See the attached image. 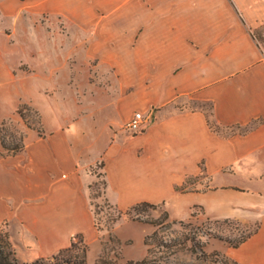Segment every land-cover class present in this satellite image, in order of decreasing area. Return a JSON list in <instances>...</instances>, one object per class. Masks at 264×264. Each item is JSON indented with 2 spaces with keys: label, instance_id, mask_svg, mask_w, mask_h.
I'll list each match as a JSON object with an SVG mask.
<instances>
[{
  "label": "crops",
  "instance_id": "1",
  "mask_svg": "<svg viewBox=\"0 0 264 264\" xmlns=\"http://www.w3.org/2000/svg\"><path fill=\"white\" fill-rule=\"evenodd\" d=\"M18 9L0 0V16ZM140 56L142 88L118 113L128 123L142 111L148 124L105 154L119 208L150 203L176 221L199 209L210 220L255 223L226 252L237 264H264V0L142 5ZM69 141L64 131L27 137L23 153L0 160V226H11L24 261L52 258L78 235L96 238Z\"/></svg>",
  "mask_w": 264,
  "mask_h": 264
},
{
  "label": "rangeland",
  "instance_id": "2",
  "mask_svg": "<svg viewBox=\"0 0 264 264\" xmlns=\"http://www.w3.org/2000/svg\"><path fill=\"white\" fill-rule=\"evenodd\" d=\"M170 1L3 0L19 9L0 16V158L23 153L27 137L69 134L97 235L92 242L76 236L65 255L84 256L85 264H237L227 248L256 229L210 220L199 209L185 221L170 219L162 205L121 210L110 188L106 151L130 134L118 103L142 88V5ZM114 16L124 22L114 25ZM0 231L18 262L32 263L20 257L11 226Z\"/></svg>",
  "mask_w": 264,
  "mask_h": 264
},
{
  "label": "trees",
  "instance_id": "3",
  "mask_svg": "<svg viewBox=\"0 0 264 264\" xmlns=\"http://www.w3.org/2000/svg\"><path fill=\"white\" fill-rule=\"evenodd\" d=\"M1 160V158H0ZM144 205H148V203H143ZM252 233L247 235L246 237H243L236 246L240 245L241 243L245 242ZM235 247V246H234ZM76 244H72V247L70 249H66L58 253L57 255H54L51 259L52 262L49 264H85V258L79 259V256H66L65 253L75 249ZM50 259V258H49ZM143 263V262H142ZM0 264H20L16 258V254L13 250V247L9 241V236L7 233H4L0 231ZM27 264V263H25ZM29 264H48L45 263L43 259L37 260L35 262L29 263ZM141 264V263H136Z\"/></svg>",
  "mask_w": 264,
  "mask_h": 264
},
{
  "label": "built area",
  "instance_id": "4",
  "mask_svg": "<svg viewBox=\"0 0 264 264\" xmlns=\"http://www.w3.org/2000/svg\"><path fill=\"white\" fill-rule=\"evenodd\" d=\"M147 124L148 119L146 115L141 111H136L127 123V130L132 135H137L145 131Z\"/></svg>",
  "mask_w": 264,
  "mask_h": 264
}]
</instances>
